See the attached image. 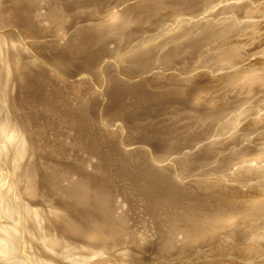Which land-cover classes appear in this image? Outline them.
Instances as JSON below:
<instances>
[{
    "label": "rangeland",
    "instance_id": "obj_1",
    "mask_svg": "<svg viewBox=\"0 0 264 264\" xmlns=\"http://www.w3.org/2000/svg\"><path fill=\"white\" fill-rule=\"evenodd\" d=\"M263 1L0 0V218L42 263L264 264ZM9 231L0 264H29Z\"/></svg>",
    "mask_w": 264,
    "mask_h": 264
},
{
    "label": "bare ground",
    "instance_id": "obj_2",
    "mask_svg": "<svg viewBox=\"0 0 264 264\" xmlns=\"http://www.w3.org/2000/svg\"><path fill=\"white\" fill-rule=\"evenodd\" d=\"M36 1V0H35ZM49 1V0H48ZM72 1V0H71ZM223 1V0H222ZM226 1H228V0H226ZM231 1V0H230ZM123 2V1H122ZM172 2V1H171ZM183 2V1H182ZM216 2V1H215ZM225 2V1H224ZM264 2V1H263ZM121 3V2H120ZM126 3V2H125ZM213 3V2H212ZM211 3V4H212ZM217 4H218V2H216ZM220 3V2H219ZM108 4H110V3H108ZM182 4V3H181ZM215 4V3H214ZM92 5V4H91ZM132 5V4H131ZM138 5V4H137ZM160 5V4H159ZM173 5V4H172ZM186 5H187V3H186ZM189 5V4H188ZM216 5V4H215ZM224 5H227V4H224ZM237 5H238V3H237ZM48 6V5H47ZM89 6V5H88ZM184 6V5H183ZM209 6V5H208ZM212 6V5H211ZM24 7V6H23ZM98 7V6H97ZM213 7H215V6H213ZM212 7V9H214ZM220 7V6H219ZM258 7V6H257ZM261 7V5L259 6V8ZM85 8V7H84ZM121 8V7H120ZM160 8V7H159ZM186 8H188V7H186ZM225 8V7H224ZM258 8V9H259ZM20 9V8H19ZM27 9V8H26ZM95 9V8H94ZM105 9V8H104ZM162 9V8H161ZM188 9H190V8H188ZM220 9H222V7L220 8ZM257 9V8H256ZM24 10V9H23ZM31 10V9H30ZM103 10V9H102ZM101 10V11H102ZM126 10H128V9H126ZM204 10V9H203ZM216 10V9H215ZM218 10V9H217ZM224 10V9H223ZM232 10H234V9H232ZM232 10H230L231 12H232ZM114 11V10H113ZM118 11V13L120 12L119 11V9L117 10ZM122 11V10H121ZM175 11H177V10H175ZM193 11V10H192ZM202 11V10H201ZM213 11V10H212ZM225 12H229V9L228 10H224ZM252 11H253V9H252ZM256 11V10H255ZM21 12V11H20ZM48 12V11H47ZM103 12H104V10H103ZM125 12V11H124ZM144 12V11H143ZM190 12V11H189ZM189 12H188V14H189ZM204 12H205V10H204ZM215 12V11H214ZM223 12V11H222ZM224 12V13H225ZM248 12V11H247ZM246 12V13H247ZM258 11H256V13H257ZM261 11H259L257 14H259ZM57 12H55V14H56ZM73 13V12H72ZM117 13V12H116ZM194 13V12H193ZM192 13V14H193ZM201 13V12H200ZM230 13V12H229ZM233 13H235V11H233ZM238 13H240V12H238ZM71 14V13H70ZM110 14V13H109ZM113 14V13H112ZM179 14V13H178ZM191 14V13H190ZM205 14V13H204ZM208 14V13H207ZM212 14H213V12H212ZM215 14H217V12L215 13ZM222 14V13H221ZM235 14H237V11H236V13ZM251 14V13H250ZM256 14V15H257ZM22 15V14H21ZM35 15V14H34ZM44 15V14H43ZM114 15V14H113ZM115 15H117V14H115ZM131 15V14H130ZM185 15V14H184ZM194 15V14H193ZM200 15V14H199ZM214 15V14H213ZM231 15H232V13H231ZM243 15V14H242ZM246 16H248L247 14H245ZM245 15H243V16H245ZM255 15V16H256ZM260 15V14H259ZM50 16V15H49ZM75 16V15H74ZM86 16V15H85ZM112 16V15H111ZM201 16V15H200ZM204 16V15H203ZM203 16H202V18H203ZM206 16V15H205ZM234 16H237V15H234ZM233 16V17H234ZM253 16H254V13H253ZM263 16H264V14H263ZM65 17V16H64ZM88 17V16H87ZM110 17V16H109ZM116 16H112V17H110V20L109 21H113V19L115 18ZM189 17H191V16H189ZM207 17H208V15H207ZM230 17V16H229ZM232 17V16H231ZM249 17V16H248ZM48 18V17H47ZM55 18V17H54ZM74 18V17H73ZM148 18V17H147ZM169 18H171V17H169ZM168 18V19H169ZM183 18V17H182ZM187 18V17H186ZM201 18V19H202ZM205 18V17H204ZM227 18V17H226ZM238 18V17H237ZM19 19V18H18ZM55 19H58V18H55ZM209 19V18H208ZM208 19H205V21L206 20H208ZM214 19H217V18H214ZM220 19V18H219ZM229 19H231V18H229ZM229 19H228V22H229ZM240 19V18H239ZM21 20V19H20ZM23 20V19H22ZM115 20V19H114ZM180 20V19H179ZM182 20V19H181ZM198 20V19H197ZM200 20V19H199ZM211 20V19H210ZM210 20H208V21H210ZM224 20V19H223ZM233 20H234V18H233ZM155 21H156V19H155ZM185 21H187V20H185ZM204 20H203V22H205ZM240 21V20H239ZM238 21V22H239ZM243 21V20H242ZM248 21V20H247ZM39 22V21H38ZM58 22H59V20H58ZM61 22V21H60ZM162 22V21H161ZM207 22V21H206ZM211 22V21H210ZM231 22V21H230ZM229 22V23H230ZM235 22H236V20H235ZM246 21H244L243 23H245ZM257 22V21H256ZM21 23V22H20ZM146 23V22H145ZM155 23H157V22H155ZM175 23V22H174ZM202 23V22H201ZM212 23V22H211ZM218 23V22H217ZM217 23H213V25L214 24H217ZM224 23V22H223ZM250 23H252V22H250ZM107 24V23H106ZM127 24V23H126ZM193 24H194V21H193ZM197 24V23H196ZM198 24H200V23H198ZM208 24V23H207ZM219 24H220V22H219ZM233 24V23H232ZM236 24V23H235ZM234 24V25H235ZM239 24V23H238ZM247 24V23H246ZM246 24H243L244 26L246 25ZM248 24H249V22H248ZM264 24V23H263ZM163 25V24H162ZM201 25H203V24H201ZM223 25V24H222ZM227 25V24H226ZM233 25V26H234ZM242 25V26H243ZM58 26V25H57ZM109 26V25H108ZM190 26V25H189ZM197 26V25H196ZM210 26H212V25H210ZM214 26H216V25H214ZM214 26H212V27H214ZM220 26V25H219ZM232 25H231V27H233ZM238 26V25H237ZM158 27V26H157ZM194 27V26H193ZM198 27H199V25H198ZM203 27V26H202ZM204 27H205V24H204ZM223 27V26H222ZM230 27V28H231ZM256 27V26H255ZM97 28V27H96ZM155 28V27H154ZM195 28H197V27H195ZM210 28V27H209ZM62 29V28H61ZM91 29V28H90ZM186 29V28H185ZM200 29H202V28H200ZM206 29H207V27H206ZM214 29V28H213ZM213 29H211V30H213ZM223 29V28H222ZM221 29V30H222ZM233 29V28H232ZM237 29V28H236ZM235 29V30H236ZM257 29H259V28H257ZM109 30V29H108ZM168 30V29H167ZM192 30V29H191ZM198 30V29H197ZM225 30H227L226 28H225ZM80 31V30H79ZM106 31V30H105ZM118 31V30H117ZM121 31V30H120ZM142 31V30H141ZM146 31H148V30H146ZM157 31V30H156ZM172 31V30H171ZM189 31V30H188ZM214 31L215 30H213V33H214ZM219 31V30H218ZM223 31V30H222ZM191 31H189L188 33H190ZM207 32H209V31H207ZM212 32V31H211ZM227 32H228V30H227ZM255 32V31H254ZM110 33V32H109ZM112 33V32H111ZM170 33V32H169ZM179 33V32H178ZM182 33H183V31H182ZM187 33V32H186ZM218 33V32H217ZM220 33V32H219ZM241 33V32H240ZM84 34V33H83ZM120 34V33H119ZM174 34V33H173ZM172 34V35H173ZM191 34V33H190ZM96 35V34H95ZM183 35H184V33H183ZM198 35V34H197ZM197 35L195 36V37H197ZM202 35V34H201ZM159 36V35H158ZM170 36V35H169ZM174 36V35H173ZM175 36H176V34H175ZM175 36H174V38H175ZM181 36V35H180ZM180 36H177V37H180ZM79 37V36H78ZM89 36H87V38H88ZM108 37V36H107ZM145 37V36H144ZM176 37V38H177ZM194 37V36H193ZM201 37V36H200ZM199 37V38H200ZM148 38V37H147ZM185 38V37H184ZM198 38V39H199ZM75 39V38H74ZM86 39V38H85ZM136 39V38H135ZM153 39V38H152ZM197 39V40H198ZM212 39H214V37L212 38ZM92 40V39H91ZM143 40V39H142ZM155 40V39H154ZM165 40V39H164ZM172 40V39H171ZM177 40V39H176ZM206 40V39H205ZM215 40V39H214ZM261 40V39H260ZM173 41V40H172ZM200 41V40H199ZM233 41V40H232ZM75 42V41H74ZM94 42V41H93ZM137 42V41H136ZM217 42V41H216ZM18 43V42H17ZM158 43V42H157ZM189 43V42H188ZM161 44V43H160ZM209 44V43H208ZM18 45H20V44H18ZM73 45V44H72ZM139 45V44H138ZM145 45V44H144ZM64 46V45H63ZM84 46V45H83ZM139 47V46H138ZM142 47H143V45H142ZM176 47V46H175ZM199 47V46H198ZM211 47V46H210ZM58 48V47H57ZM61 48V47H60ZM152 48H153V46H152ZM180 48V47H179ZM167 49H168V47H167ZM208 49V48H207ZM70 50V49H69ZM101 50V49H100ZM103 50V49H102ZM147 50H149V49H147ZM197 50V49H196ZM231 50V49H230ZM229 50V51H230ZM89 51V50H88ZM129 51V50H128ZM133 51V50H132ZM131 51V52H132ZM253 51V50H252ZM91 52V51H90ZM130 52V51H129ZM137 52V51H136ZM144 52V51H143ZM148 52V51H147ZM226 52V51H225ZM163 53V52H162ZM168 53V52H167ZM258 53V52H257ZM197 54V53H196ZM209 54V53H208ZM180 55V54H179ZM206 55V54H205ZM159 56V55H158ZM174 56V55H173ZM203 56V55H202ZM46 57V56H45ZM154 57V56H153ZM181 57V56H180ZM202 58V57H201ZM205 58H206V56H205ZM182 59V58H181ZM48 60V59H47ZM231 60V59H230ZM62 61V60H61ZM151 61V60H150ZM156 61V60H155ZM225 61H226V59H225ZM233 61V60H232ZM236 61V60H235ZM51 62V61H50ZM114 62V61H113ZM227 62H228V60H227ZM227 62H225V63H227ZM234 62V61H233ZM84 63V62H83ZM132 63V62H131ZM138 63H140V62H138ZM199 63V62H198ZM236 63V62H235ZM63 64V63H62ZM202 64H204L203 62H202ZM220 64V63H219ZM241 64V63H240ZM39 65V64H38ZM153 65V64H152ZM229 65V64H228ZM227 65V66H228ZM94 66V65H93ZM148 66V65H147ZM199 66V65H198ZM205 66V65H204ZM227 66H225V67H227ZM44 67V66H43ZM58 67V66H57ZM159 67H160V65H159ZM203 67V66H202ZM223 67V66H222ZM47 68V67H46ZM135 68V67H134ZM249 68H250V66H249ZM36 69H37V67H36ZM44 69V68H43ZM68 69V68H67ZM221 69V68H220ZM256 69V68H255ZM41 70H42V67H41ZM41 70H39L40 72H41ZM182 70V69H181ZM185 70V69H184ZM200 70V69H199ZM211 70H213V69H211ZM249 70V69H248ZM254 70V69H253ZM28 71H30V70H28ZM32 71V70H31ZM35 71V70H34ZM45 71V70H44ZM138 71V70H137ZM251 71V70H250ZM36 72H38V71H36ZM212 72V71H211ZM46 73V72H45ZM111 73V72H110ZM184 73V72H183ZM216 73V72H215ZM256 73V72H255ZM6 74V73H5ZM44 74V73H43ZM50 74V73H49ZM32 75V74H31ZM36 75V74H35ZM39 74H37V76H38ZM46 75H47V73H46ZM142 75V74H141ZM220 75V74H219ZM224 75V74H223ZM8 76V75H7ZM44 76V75H43ZM97 76V75H96ZM221 76V75H220ZM236 76V75H235ZM46 77V76H45ZM51 77V76H50ZM123 77V76H122ZM218 77V76H217ZM260 77H262V76H260ZM27 78V77H26ZM31 78V77H30ZM34 78H35V76H34ZM97 78H99V77H97ZM222 78V77H221ZM236 78V77H235ZM238 78V77H237ZM263 78V77H262ZM21 79V78H20ZM42 79V78H41ZM136 79V78H135ZM232 79V78H231ZM27 80V79H26ZM30 80V79H29ZM53 80H54V78H53ZM123 80V79H122ZM191 80V79H190ZM223 80V79H222ZM225 80H227V79H225ZM233 80H237V79H233ZM239 80V79H238ZM24 81V80H23ZM32 81V80H31ZM128 81V80H127ZM135 81V80H134ZM133 81V82H134ZM146 81V80H145ZM33 82V81H32ZM35 82V81H34ZM54 82V81H53ZM90 82V81H89ZM160 82V81H159ZM186 82V81H185ZM258 82V81H257ZM35 83H37V82H35ZM68 83V82H67ZM113 83V82H112ZM43 84H46V83H43ZM122 84V83H121ZM120 84V85H121ZM31 85V84H30ZM67 85V84H66ZM117 85V84H116ZM206 85V84H205ZM214 85H215V83H214ZM221 85V84H220ZM25 86V85H24ZM36 86V85H35ZM42 86V85H41ZM40 86V87H41ZM48 86V85H47ZM102 86V85H101ZM241 86V85H240ZM247 86V85H246ZM23 87V86H22ZM26 87H28V86H26ZM94 87V86H93ZM122 87V86H121ZM262 87V86H261ZM38 88H39V86H38ZM56 88V87H55ZM124 88H125V86H124ZM128 88V87H127ZM158 88V87H157ZM212 88V87H211ZM28 88H26V90H27ZM36 89V88H35ZM53 89H54V87H53ZM72 89V88H71ZM83 89V88H82ZM144 89V88H143ZM202 89V88H201ZM208 89V88H207ZM214 89H216V88H214ZM90 90V89H89ZM218 90H219V88H218ZM14 91V90H13ZM83 91V90H82ZM153 91V90H152ZM203 91V90H202ZM261 91V90H260ZM62 92V91H61ZM110 92V91H109ZM126 92V91H125ZM250 92V91H249ZM20 93V92H19ZM130 93V92H129ZM17 94V93H16ZM92 94V93H91ZM90 94V95H91ZM13 95V94H12ZM25 95V94H24ZM49 95V94H48ZM55 95V94H54ZM66 95V94H65ZM11 96V95H10ZM123 96V95H122ZM29 97V96H28ZM55 97V96H54ZM63 97V96H62ZM14 98V97H13ZM25 98V97H24ZM72 98V97H71ZM1 99V98H0ZM37 99V98H36ZM35 99V100H36ZM85 99V98H84ZM165 99V98H164ZM184 99V98H183ZM200 99H201V97H200ZM241 99V98H240ZM245 99V98H244ZM49 100V99H48ZM121 100V99H120ZM205 100V99H204ZM218 100V99H217ZM37 101V100H36ZM57 101V100H56ZM122 101V100H121ZM197 101V100H196ZM211 101V100H210ZM11 102V101H10ZM29 102V101H28ZM119 102V101H118ZM129 102V101H128ZM188 102V101H187ZM17 103V102H16ZM22 103V102H21ZM40 103V102H39ZM74 103V102H73ZM113 103H115V102H113ZM120 103V102H119ZM147 103H148V101H147ZM155 103V102H154ZM192 103V102H191ZM202 103V102H201ZM27 104V103H26ZM56 104V103H55ZM54 104V105H55ZM117 104V103H116ZM260 104V103H259ZM23 105V104H22ZM24 105H25V102H24ZM45 105V104H44ZM57 105V104H56ZM19 106V105H18ZM66 106V105H65ZM156 106V105H155ZM160 106V105H159ZM216 106V105H215ZM261 106V105H260ZM21 107V106H20ZM64 107V106H63ZM93 107V106H92ZM149 107V106H148ZM152 107V106H151ZM24 108V107H23ZM75 108V107H74ZM122 108V107H121ZM214 108V107H213ZM224 108V107H223ZM243 108V107H242ZM250 108V107H249ZM249 108H247L246 110H249ZM12 109V108H11ZM36 109V108H35ZM37 109H38V107H37ZM43 109V108H42ZM69 109V108H68ZM108 109V108H107ZM190 109V108H189ZM188 109V110H189ZM210 109V108H209ZM262 109H263V107H262ZM65 110V109H64ZM186 110V109H185ZM197 110V109H196ZM50 111V110H49ZM66 111V110H65ZM92 111V110H91ZM102 111V110H101ZM194 111V110H193ZM236 111L237 110H235V112L234 113H236ZM17 112V111H16ZM23 112V111H22ZM43 112V111H42ZM89 112V111H88ZM155 112V111H154ZM255 112V111H254ZM260 112V111H259ZM46 113V112H45ZM145 113H146V110H145ZM202 113V112H201ZM204 113V112H203ZM22 113H20V115H21ZM52 114V113H51ZM123 114V113H122ZM253 114V113H252ZM48 115H49V113H48ZM92 115V114H91ZM164 115V114H163ZM180 115V114H179ZM185 115V114H184ZM190 115V114H189ZM238 115H239V113H238ZM240 115H242L241 113H240ZM23 116V115H22ZM45 116V115H44ZM52 116V115H51ZM11 117V116H10ZM26 117H27V115H26ZM68 117V116H67ZM85 117V116H84ZM126 117V116H125ZM134 117V116H133ZM1 118V117H0ZM127 118V117H126ZM176 118V117H175ZM192 118H194V117H192ZM196 118H198V117H196ZM203 118V117H202ZM212 118V117H211ZM215 118V117H214ZM222 119H224V117H221ZM226 118V117H225ZM234 118V117H233ZM236 118V117H235ZM251 118H253V117H251ZM52 119V118H51ZM135 119V118H134ZM188 119V118H187ZM213 119V118H212ZM25 120V119H24ZM128 120V119H127ZM179 120V119H178ZM191 120V119H190ZM243 120V119H242ZM86 121V120H85ZM147 121V120H146ZM151 121V120H150ZM173 121V120H172ZM177 121V120H176ZM25 122V121H24ZM23 122V123H24ZM127 122V121H126ZM208 122V121H207ZM253 122V121H252ZM129 123V122H128ZM162 123V122H161ZM199 123V122H198ZM231 123V122H230ZM233 123V122H232ZM231 123V124H232ZM37 124V123H36ZM57 124V123H56ZM67 124V123H66ZM141 124V123H140ZM191 124V123H190ZM221 124V123H220ZM33 125H35V124H33ZM46 125V124H45ZM51 125H52V123H51ZM89 125V124H88ZM136 125V124H135ZM142 125V124H141ZM230 125V124H229ZM237 125V124H236ZM57 126V125H56ZM63 126V125H62ZM69 126V125H68ZM215 126V125H214ZM220 126V125H219ZM46 127V126H45ZM54 127V126H53ZM75 127V126H74ZM73 127V128H74ZM122 127V126H121ZM168 127V126H167ZM177 127V126H176ZM230 127V126H229ZM36 128V127H35ZM43 128V127H42ZM52 128V127H51ZM90 128V127H89ZM98 128V127H97ZM184 128V127H183ZM189 128V127H188ZM14 129V128H13ZM34 129V128H33ZM50 129V128H49ZM56 129V128H55ZM87 129V128H86ZM91 129V128H90ZM213 129V128H212ZM220 129V128H219ZM16 130V129H15ZM37 130V129H36ZM41 130V129H40ZM39 130V131H40ZM72 130V129H71ZM78 130V129H77ZM76 130V131H77ZM96 130V129H95ZM5 131H6V129H5ZM42 131V130H41ZM251 131V130H250ZM28 132V131H27ZM47 132V131H46ZM85 132V131H84ZM88 132V131H87ZM96 132V131H95ZM36 133H37V131H36ZM44 133V132H43ZM42 133V134H43ZM53 133V132H52ZM61 133V132H60ZM83 133V132H82ZM90 133V132H89ZM185 133V132H184ZM40 134V133H39ZM99 134V133H98ZM191 134V133H190ZM224 134V133H223ZM250 134V133H249ZM30 135V134H29ZM60 135V134H59ZM103 135H105V134H103ZM118 135H119V133H118ZM150 135V134H149ZM161 135V134H160ZM40 136V135H39ZM86 136V135H85ZM145 136V135H144ZM242 136V135H241ZM52 137V136H51ZM75 137V136H74ZM89 137V136H88ZM91 137H93V136H91ZM98 137V136H97ZM116 137V136H115ZM186 137V136H185ZM245 137V136H244ZM247 137V136H246ZM33 138V137H32ZM35 138V137H34ZM38 138V137H37ZM63 138V137H62ZM66 138V137H65ZM87 138V137H86ZM105 138V137H104ZM103 138V139H104ZM162 138V137H161ZM164 138V137H163ZM172 138V137H171ZM174 138V137H173ZM203 138V137H202ZM221 138V137H220ZM41 139H44V138H41ZM51 139V138H50ZM84 139V138H83ZM132 139H134V138H132ZM167 139V138H166ZM165 139V140H166ZM180 139V138H179ZM60 140V139H59ZM99 140V139H98ZM193 140V139H192ZM24 141H25V138H24ZM42 141V140H41ZM54 141V140H53ZM75 141V140H74ZM113 141H114V139H113ZM129 141V140H128ZM178 141V140H177ZM183 141V140H182ZM202 141V140H201ZM4 141H0V145L3 143ZM33 142V141H32ZM45 142V141H44ZM43 142V143H44ZM59 142V141H58ZM63 141H61V143H62ZM127 142V141H126ZM162 142V141H161ZM199 142V141H198ZM224 142H225V140H224ZM235 142V141H234ZM262 142V141H261ZM27 143V142H26ZM65 143H68V142H65ZM74 143V142H73ZM236 143V142H235ZM246 143V142H245ZM20 144H21V142H20ZM50 144H51V142H50ZM257 144V143H256ZM19 145V144H18ZM26 145V144H25ZM30 145H31V143H30ZM37 145V144H36ZM42 145V144H41ZM40 145V146H41ZM47 145V144H46ZM53 145V144H52ZM59 145V144H58ZM62 145V144H61ZM94 145V144H93ZM115 145V144H114ZM173 145V144H172ZM239 145V144H238ZM237 145V146H238ZM245 145V144H244ZM259 145V144H258ZM2 146V145H1ZM7 146V145H6ZM5 146V147H6ZM27 146H28V144H27ZM26 146V147H27ZM39 146V147H40ZM66 146H67V144H66ZM169 146H171V145H169ZM250 146V145H249ZM24 147V146H23ZM25 147V148H26ZM46 147V146H45ZM47 147H50V146H47ZM59 147V146H58ZM142 147V146H141ZM153 147V146H152ZM180 147V146H179ZM220 147V146H219ZM234 147V146H233ZM242 147V146H241ZM7 148V147H6ZM112 148V147H111ZM5 149V148H4ZM67 149V148H66ZM83 149V148H82ZM143 149V148H142ZM159 149V148H158ZM166 149V148H165ZM1 151L3 150V148H1L0 149ZM34 150V149H33ZM59 150V149H58ZM89 150V149H88ZM108 150V149H107ZM243 150V149H242ZM4 151V150H3ZM2 151V152H3ZM26 151H27V149H26ZM41 151H43V150H41ZM48 151V150H47ZM51 151V150H50ZM110 151V150H109ZM122 152H123V150H121ZM130 151H131V149H130ZM130 151H129V153H130ZM244 151H247V150H244ZM249 151V150H248ZM46 152V151H45ZM44 152V153H45ZM53 152V151H52ZM65 152V151H64ZM98 152V151H97ZM252 152V151H251ZM17 153L18 154H22L23 155V149H19L18 150V152H13L12 153V157L13 158H15V159H17ZM62 153V152H61ZM134 153V152H133ZM135 153H137V152H135ZM188 153H189V151H188ZM238 153V152H237ZM35 154V153H34ZM39 154V153H38ZM47 154V153H46ZM51 154V153H50ZM53 154V153H52ZM91 154V153H90ZM95 154V153H94ZM132 154V153H131ZM231 154V153H230ZM250 154V153H249ZM0 155H1V153H0ZM28 155V154H27ZM78 155V154H77ZM80 155V154H79ZM134 155V154H133ZM241 155V154H240ZM30 156V155H29ZM47 156V155H46ZM52 156V155H51ZM76 156V155H75ZM86 156H88V155H86ZM90 156V155H89ZM94 156V155H93ZM232 156V155H231ZM45 157V156H44ZM83 157V156H82ZM170 157V156H169ZM215 157V156H214ZM42 158V157H41ZM64 158V157H63ZM67 158V157H66ZM100 158V157H99ZM103 158V157H102ZM208 158V157H207ZM218 158V157H217ZM224 158V157H223ZM263 158V157H262ZM87 159V158H86ZM209 159V158H208ZM207 159V160H208ZM215 159V158H214ZM221 159V158H220ZM231 159H232V157H231ZM240 159V158H239ZM243 159V158H242ZM256 159V158H255ZM101 160V159H100ZM105 160H107V159H105ZM146 160V159H145ZM212 160V159H211ZM225 160V159H224ZM238 160V159H237ZM262 160H264V159H262ZM37 161V160H36ZM41 161V160H40ZM69 161V160H68ZM83 161V160H82ZM89 161H90V159H89ZM96 161V160H95ZM102 161V160H101ZM213 161V160H212ZM97 162V161H96ZM131 162V161H130ZM227 162V161H226ZM34 163V162H33ZM39 163V162H38ZM75 163V162H74ZM144 163V162H143ZM245 163V162H244ZM256 163H257V161H256ZM41 164H42V162H41ZM46 164V163H45ZM102 164V163H101ZM149 164V163H148ZM169 164V163H168ZM254 164V163H253ZM74 165H76V164H74ZM81 165V164H80ZM244 165V164H243ZM263 165V164H262ZM102 166V165H101ZM252 166V165H251ZM32 167V166H31ZM35 167V166H34ZM110 167V166H109ZM228 167V166H227ZM22 168H23V166H22ZM26 168H27V166H26ZM82 168V167H81ZM143 168V167H142ZM230 168V167H229ZM246 169L248 168V167H245ZM76 169V168H75ZM170 169V168H169ZM233 169V168H232ZM249 169V168H248ZM251 169V168H250ZM23 170V169H22ZM94 171H95V169H93ZM104 170V169H103ZM120 170H121V168H120ZM239 170H241V169H239ZM254 170V169H253ZM34 171V170H33ZM84 171V170H83ZM125 171V170H124ZM222 171V170H221ZM231 171H233V170H231ZM249 171V170H248ZM120 172V171H119ZM121 172H122V170H121ZM158 172V171H157ZM219 172V171H218ZM217 172V173H218ZM236 172V171H235ZM234 172V173H235ZM242 172V171H241ZM244 172V171H243ZM262 172V171H261ZM257 173V172H256ZM75 174V173H74ZM89 174V173H88ZM174 174V173H173ZM78 175V174H77ZM95 175V174H94ZM107 175V174H106ZM123 175V174H122ZM233 175V174H232ZM247 175H249V174H247ZM255 175V174H254ZM39 176V175H38ZM104 176V175H103ZM157 176V175H156ZM180 176V175H179ZM231 176V175H230ZM238 176H239V174H238ZM259 176V175H258ZM28 177V176H27ZM87 177V176H86ZM88 177H89V175H88ZM105 177V176H104ZM103 177V178H104ZM176 177V176H175ZM182 177V176H181ZM233 177V176H232ZM36 178V177H35ZM55 178V177H54ZM76 178V177H75ZM81 178H83V177H81ZM90 178H93V174L90 176ZM95 178H96V176H95ZM100 178V177H99ZM231 178V177H230ZM49 179H51V177L49 178ZM89 179V178H88ZM87 179V180H88ZM104 179H106V178H104ZM104 179H103V181H104ZM136 179V178H135ZM158 179V178H157ZM182 179V178H181ZM186 179V178H185ZM184 179V180H185ZM237 179V178H236ZM239 179V178H238ZM77 180V179H76ZM83 180V179H82ZM81 180V181H82ZM91 180H93V179H89L88 181H91ZM187 180V179H186ZM29 181H30V179H29ZM34 181V180H33ZM53 181V180H52ZM74 181V180H73ZM72 181V182H73ZM79 183H80V178H79ZM99 181H101V180H99ZM102 181V183H101V185H103V187H104V182ZM2 182V181H1ZM93 182H94V180H93ZM131 182V181H130ZM160 182V181H159ZM185 182H187V181H185ZM259 182V181H258ZM263 182V181H262ZM26 183V182H25ZM69 183V182H68ZM71 183V182H70ZM73 183H76L75 181L73 182ZM72 183V184H73ZM78 183V185H80ZM98 183H100V182H98ZM86 184V183H85ZM92 184V182H90V184H88V187H89V185H91ZM150 184V183H149ZM190 184V183H189ZM238 184V183H237ZM49 185V184H48ZM67 185V184H66ZM66 185H65V187H66ZM76 185L77 184H75L74 186H72V187H76ZM82 185H83V182H82ZM82 185L80 186V187H82ZM96 185H97V188L99 187L98 185H100V184H97L96 183ZM95 185V186H96ZM106 185V184H105ZM140 185H142V184H140ZM176 185V184H175ZM180 185V184H179ZM45 186H46V184H45ZM53 186V185H52ZM181 186V185H180ZM188 186V185H187ZM43 187V186H42ZM50 187V186H49ZM91 187H93V188H95L94 186H92L91 185ZM91 187H90V189H91ZM107 187H109L108 185H107ZM120 187V186H119ZM118 187V188H119ZM60 188V187H59ZM86 188V187H85ZM96 188V189H97ZM101 187H99V190H101L100 189ZM111 188V187H110ZM121 188H122V185H121ZM29 189V188H28ZM45 189V188H44ZM83 189V188H82ZM106 189V188H105ZM108 189V188H107ZM148 189V188H147ZM37 190V189H36ZM61 190V189H60ZM64 190V189H63ZM95 190V189H94ZM98 190V191H99ZM28 191V190H27ZM45 191V190H44ZM44 191H42V192H44ZM57 191V190H56ZM67 191V190H66ZM66 191H64V192H66ZM97 191V192H98ZM108 191V190H107ZM154 191V190H153ZM261 191V190H260ZM111 192V191H110ZM110 192H107V193H109L110 194ZM34 193V192H33ZM73 193V192H72ZM89 193V192H88ZM101 193V192H100ZM99 193V195H101L102 194V196H103V192L100 194ZM104 193H105V191H104ZM187 193V192H186ZM195 193V192H194ZM0 194H2L1 193V191H0ZM32 194V193H31ZM40 194V193H39ZM60 194V193H59ZM62 194V193H61ZM66 194H68V192L66 193ZM78 194V193H77ZM94 194V193H93ZM158 194H160V193H158ZM37 195V194H36ZM54 195H55V193H54ZM65 195V194H64ZM64 195H63V197H64ZM70 195V194H69ZM107 195V194H106ZM125 195V194H124ZM174 195V194H173ZM184 195V194H183ZM192 195V194H191ZM197 195V194H196ZM50 196V195H49ZM114 196V195H113ZM189 196V195H188ZM211 196V195H210ZM263 196V195H262ZM1 197V196H0ZM54 197V196H53ZM57 197V196H56ZM60 197V196H59ZM95 197V196H94ZM120 197V196H119ZM126 197V196H125ZM151 197V196H150ZM213 197H215V196H213ZM72 199H73V197H71ZM80 198V197H79ZM90 198V197H89ZM188 198V197H187ZM122 199V198H121ZM260 199H263V198H260ZM58 200H62V199H58ZM75 200V199H74ZM112 200V199H111ZM169 200V199H168ZM213 200V199H212ZM55 201V200H54ZM63 201V200H62ZM179 201V200H178ZM186 201V200H185ZM203 201V200H202ZM57 202V201H56ZM55 202V203H56ZM76 202V201H75ZM157 202V201H156ZM193 202V201H192ZM201 202V201H200ZM219 202V201H218ZM54 203V202H53ZM58 203V202H57ZM84 203V202H83ZM101 203V202H100ZM110 203H112V202H110ZM122 203H124V202H122ZM128 203H129V201H128ZM169 203V202H168ZM188 203V202H187ZM254 203H256L255 202V200H254ZM254 203L252 202V204L254 205ZM264 203V202H263ZM62 204V203H61ZM103 204V203H102ZM207 204V203H206ZM60 205V204H59ZM84 205V204H83ZM91 205V204H90ZM130 205V204H129ZM132 205H134V204H132ZM204 205V204H203ZM256 205V204H255ZM70 206V205H69ZM81 206V205H80ZM85 206V205H84ZM116 206V205H115ZM131 206V205H130ZM208 206V205H207ZM206 206V207H207ZM226 206H228V205H226ZM72 207V206H71ZM70 207V208H71ZM99 207V206H98ZM125 207V206H124ZM142 207V206H141ZM218 207V206H217ZM248 207V206H247ZM252 207V206H251ZM81 208V207H80ZM87 208V207H86ZM92 208V207H91ZM136 208V207H135ZM152 208V207H151ZM214 208V207H213ZM242 208V207H241ZM244 208V207H243ZM68 209V208H67ZM127 209V208H126ZM142 209V208H141ZM161 209V208H160ZM182 209V208H181ZM205 209V208H204ZM211 209V208H210ZM224 209V208H223ZM245 209V208H244ZM87 210V209H86ZM103 210V209H102ZM114 210V209H113ZM185 210V209H184ZM194 210V209H193ZM192 210V211H193ZM197 210V209H196ZM237 210V209H236ZM240 210H242V209H240ZM67 211V210H66ZM106 211V210H105ZM190 211V210H189ZM200 211V210H199ZM198 210H197V212H199ZM211 211V210H210ZM228 211V210H227ZM257 211V210H256ZM65 212V211H64ZM110 212V211H109ZM108 212V213H109ZM126 212V211H125ZM156 212V211H155ZM162 212V211H161ZM182 212V211H181ZM194 212H196V211H194ZM241 212V211H240ZM247 212V211H246ZM80 213V212H79ZM85 213V212H84ZM91 213V212H90ZM107 213V212H106ZM130 213V212H129ZM152 213V212H151ZM165 213V212H164ZM180 213V212H179ZM212 213V212H211ZM249 213V212H248ZM193 214V213H192ZM222 214V213H221ZM236 214V213H235ZM253 214H255V213H253ZM259 214V213H258ZM59 215H60V213H59ZM66 215V214H65ZM126 215V214H125ZM208 215V214H207ZM207 215H206V217H207ZM215 215V214H214ZM264 215V214H263ZM262 215V216H263ZM84 216V215H83ZM82 216V217H83ZM109 216V215H108ZM116 216V215H115ZM160 216V215H159ZM166 216V215H165ZM164 216V217H165ZM169 216V215H168ZM186 216H187V214H186ZM189 216H191V214L189 215ZM223 216V215H222ZM232 216V215H231ZM234 216V215H233ZM3 217H4V219L6 220V221H4V220H2L3 219ZM55 217V216H54ZM128 217V216H127ZM150 217V216H149ZM171 217V216H170ZM195 217V216H194ZM205 217V218H206ZM72 218V217H71ZM132 218V217H131ZM144 218V217H143ZM146 218V217H145ZM158 218V217H157ZM167 218V217H166ZM176 218V217H175ZM226 218V217H225ZM237 218V217H236ZM235 218V219H236ZM240 217H238V219H239ZM2 219L0 218V246L1 245H3V246H6V244H10V242L8 241V237H9V235H10V231L9 230H11V229H15V231H16V233H17V240H18V244H19V248H21V250H22V253H23V256L25 257V259L28 261V263L29 264H44V263H42L41 262V260H40V257L37 255V253H36V251L34 252V253H32V251L30 252V249H29V246H30V244H33V240L30 238V234L29 233H27V229L25 228V227H28V226H25L26 224H23V222L21 223L20 222V220H18V219H16V218H13V217H8L7 215H4V216H2ZM66 219V218H65ZM103 219V218H102ZM156 219V218H155ZM171 219V218H170ZM183 219V218H182ZM196 219V218H195ZM200 219H201V217H200ZM208 219V218H207ZM210 219V218H209ZM232 219H234V217L232 218ZM247 219V218H246ZM59 220V219H58ZM72 220H74V219H72ZM129 220V219H128ZM192 220V219H191ZM214 220V219H213ZM218 220V219H217ZM221 219H219V221H220ZM237 220V219H236ZM63 221V220H62ZM179 221V220H178ZM184 221V220H183ZM182 221V222H183ZM204 221H206V220H204ZM218 221V222H219ZM230 221V220H229ZM228 221V222H229ZM239 221V220H238ZM243 221V220H242ZM26 222V221H25ZM46 222V221H45ZM74 222V221H73ZM83 222H84V220H83ZM86 222V221H85ZM108 222V221H107ZM138 222V221H137ZM150 222V221H149ZM154 222V221H153ZM177 222V221H176ZM189 222H190V220H189ZM193 222H194V220H193ZM220 222H222V221H220ZM224 222V221H223ZM244 222V221H243ZM247 222V221H246ZM88 223V222H87ZM146 223V222H145ZM162 223H163V221H162ZM187 223V222H186ZM185 223V224H186ZM192 223V222H191ZM208 223V222H207ZM235 223V222H234ZM263 223V222H262ZM101 224V223H100ZM126 224V223H125ZM155 224V223H154ZM160 224V223H159ZM166 224V223H165ZM182 224V223H181ZM194 224H195V222H194ZM201 224H202V222H201ZM209 224V223H208ZM218 224V223H217ZM227 224V223H226ZM229 224V223H228ZM243 224V223H242ZM62 225V224H61ZM82 225L84 226V228L87 226V224H86V226L82 223ZM204 225V224H203ZM221 225V224H220ZM232 225V224H231ZM233 225H235V224H233ZM53 226V225H52ZM81 226V225H80ZM162 226V225H161ZM164 226V225H163ZM169 226V225H168ZM172 226V225H171ZM187 226V225H186ZM195 226V225H194ZM202 226V225H201ZM211 226V225H210ZM215 226V225H214ZM30 227V226H29ZM62 227H63V225H62ZM106 227H108V226H106ZM149 227V226H148ZM199 227V226H198ZM197 227V228H198ZM206 227V226H205ZM204 227V228H205ZM231 227V226H230ZM240 227V226H239ZM60 228V227H59ZM83 228V227H82ZM172 228V227H171ZM174 228H176V227H174ZM173 228V229H174ZM187 228V227H186ZM200 228V227H199ZM207 228V227H206ZM216 228V227H215ZM225 228V227H224ZM63 229V228H62ZM101 229V228H100ZM125 229V228H124ZM162 229V228H161ZM223 229V228H222ZM241 229V228H240ZM254 229H255V227H254ZM61 230V229H60ZM77 230V229H76ZM82 230V229H81ZM86 230H87V228H86ZM102 230H103V228H102ZM109 230V229H108ZM121 230V229H120ZM176 230V229H175ZM174 230V231H175ZM183 230V229H182ZM236 230V229H235ZM239 230V229H238ZM31 231V230H30ZM66 231V230H65ZM84 231V230H83ZM164 231V230H163ZM207 231V230H206ZM205 231V232H206ZM214 231V230H213ZM230 231H232V230H230ZM234 231V230H233ZM61 232V231H60ZM86 232H89V229L86 231ZM102 232V231H101ZM168 232V231H167ZM166 232V233H167ZM197 232V231H196ZM200 232V231H199ZM204 232V233H205ZM211 232V231H210ZM227 232V231H226ZM238 232V231H237ZM84 233H85V231H84ZM83 233V234H84ZM144 233V232H143ZM170 233V232H169ZM213 233V232H212ZM211 233V234H212ZM233 233V232H232ZM242 233V232H241ZM244 233H246V232H244ZM79 234V233H78ZM146 234V233H145ZM154 234V233H153ZM168 234V233H167ZM176 234V233H175ZM252 234V233H251ZM262 234V233H261ZM227 235V234H226ZM250 235V234H249ZM248 235V236H249ZM73 236V235H72ZM72 236H71V239H72ZM121 236V235H120ZM171 236V235H170ZM238 236V235H237ZM116 237V236H115ZM136 237V236H135ZM160 237V236H159ZM185 237V236H184ZM222 237V236H221ZM118 238V237H117ZM161 239H162V237H160ZM240 238V237H239ZM96 239V238H95ZM143 239V238H142ZM167 239H169V238H167ZM175 239V238H174ZM173 239V240H174ZM185 239V238H184ZM148 240V239H147ZM160 240V239H159ZM166 240V239H165ZM176 240V239H175ZM245 240H246V238H245ZM249 240V239H248ZM254 240H256V238L254 239ZM259 240V239H258ZM53 241H54V239H53ZM63 241L64 240H62V239H57V245L58 246H62V245H64L63 244ZM172 241V240H171ZM227 241V240H226ZM233 241V240H232ZM69 242V241H68ZM70 242H72V241H70ZM228 242V241H227ZM245 242V241H244ZM252 242V241H251ZM254 242V241H253ZM86 242H84V244H85ZM68 244V243H67ZM73 244H74V242H73ZM246 244V243H245ZM251 244V243H250ZM70 245V244H69ZM87 245V244H86ZM227 245V244H226ZM83 246H85V245H83V244H80V247L82 248ZM157 246V245H156ZM79 247V248H80ZM220 248V247H219ZM224 248V247H223ZM164 249V248H163ZM245 249V248H244ZM253 249V248H252ZM249 250V249H248ZM163 252V251H162ZM176 253V252H175ZM247 253V252H246ZM254 253V252H253ZM67 253L66 252H64V255H66ZM163 254V253H162ZM173 254V253H172ZM177 255H178V252L176 253ZM158 255V254H157ZM161 255V254H160ZM166 255V254H165ZM250 255V254H249ZM164 256V255H163ZM175 257H176V255H174ZM161 257V256H160ZM166 257V256H165ZM174 257V258H175ZM158 258V257H157ZM163 258V257H162ZM167 258V257H166ZM170 258V257H169ZM173 258V259H174ZM181 258V257H180ZM157 260V259H156ZM155 260V261H156ZM164 260H168V259H164ZM161 261V260H160ZM161 262H163V261H161ZM160 262V263H161ZM168 262V261H167ZM159 263V262H158ZM163 264V263H162Z\"/></svg>",
    "mask_w": 264,
    "mask_h": 264
}]
</instances>
